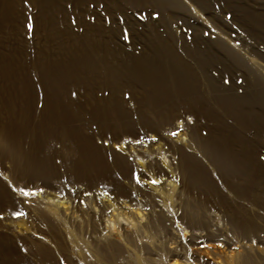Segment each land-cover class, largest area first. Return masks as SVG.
Instances as JSON below:
<instances>
[{
    "label": "rangeland",
    "instance_id": "obj_1",
    "mask_svg": "<svg viewBox=\"0 0 264 264\" xmlns=\"http://www.w3.org/2000/svg\"><path fill=\"white\" fill-rule=\"evenodd\" d=\"M159 2L11 0L0 139L40 142L45 168L0 152V264H264V0ZM161 60L187 71L151 103L139 70ZM49 97L70 117L45 121Z\"/></svg>",
    "mask_w": 264,
    "mask_h": 264
},
{
    "label": "bare ground",
    "instance_id": "obj_2",
    "mask_svg": "<svg viewBox=\"0 0 264 264\" xmlns=\"http://www.w3.org/2000/svg\"><path fill=\"white\" fill-rule=\"evenodd\" d=\"M125 1H128L129 3L131 2H134L135 3V1L136 0H125ZM152 1H154L155 3H157V4H154L155 6H157V7H159V8H163V7H165V5L166 4H158V2H159V0H158V2H157V0H152ZM151 3V2H150ZM160 3V2H159ZM172 5V4H171ZM10 16H11V0H0V32H6L7 30H8V26H9V23H10ZM2 36V35H1ZM2 39H4V38H2ZM82 47V46H81ZM88 47V46H87ZM84 48V47H83ZM94 51H95V49H94ZM84 52V51H83ZM89 53V52H88ZM157 54V53H156ZM165 55H167V54H165ZM164 54H163V56L164 57H167V56H165ZM172 55V54H171ZM161 56V55H160ZM82 57V56H81ZM157 57V56H156ZM2 58V57H1ZM158 59V58H157ZM167 59V58H166ZM170 59V58H169ZM175 59V58H174ZM138 60V59H137ZM136 60V61H137ZM151 60V59H150ZM168 60V59H167ZM177 60V59H176ZM139 61V60H138ZM140 62V61H139ZM159 62H161V64L159 63ZM159 62H157V64H154V65H156L154 68L153 67H151L152 65L151 64H149V65H151V66H147V67H143L142 69H140L139 70V74L140 75H138V76H141V79L144 81V80H146V81H148L149 82V84L150 85H154L155 87L152 89V92H151V95H150V97H149V100H150V102L151 103H153V102H155V101H159L160 99H164L165 98V96H166V94L168 95V94H170V92L169 93H167L166 91H165V82H168V83H170V79H171V77H172V79H173V77H177V76H174L175 74H177L178 75V73L180 72V75L183 73V72H186L187 71V67L185 66V65H183V64H181V63H176V62H171L170 64H165L162 60L161 61H159ZM166 62V61H165ZM2 63H7L6 61H4V60H2ZM8 64V63H7ZM81 65V62L79 63V66ZM139 65V64H138ZM67 67V66H66ZM106 67V66H105ZM104 68V67H103ZM126 68V67H125ZM43 71H40L38 74H36L37 76H38V78H39V80H38V83H39V85L40 86H42L43 88H46V89H48V93H50L49 95H51V91H52V87H56V86H58V83H60V82H58L60 79V77L61 76H59L60 75V73L59 74H57L56 73V71H58L57 69H58V65L56 64V63H47L46 65H45V67H43V68H41ZM66 69V68H65ZM130 69V68H129ZM133 69V68H132ZM107 70H108V68H107ZM177 70V71H176ZM65 71V70H64ZM105 71V70H104ZM116 71V70H115ZM131 71V70H130ZM44 72H45V75H44ZM158 72V74H159V76L157 77V73ZM182 72V73H181ZM131 73V72H130ZM134 73V72H133ZM143 73H146L145 75H149V77H146V78H144V76H142V74ZM63 76H64V78H65V74L64 73H61ZM173 74V75H172ZM144 75V74H143ZM133 76V75H132ZM135 76V75H134ZM151 76V77H150ZM137 77V76H136ZM178 77H180V76H178ZM183 77V76H182ZM104 78V77H103ZM184 78V77H183ZM37 79V78H36ZM137 79H139L138 77H137ZM177 79V78H176ZM180 79V78H179ZM178 80V79H177ZM176 80V81H177ZM62 81V80H61ZM173 81V80H172ZM182 81V80H181ZM183 82H184V80H183ZM177 83V82H176ZM185 83V82H184ZM27 84V83H26ZM178 84V83H177ZM176 85V84H175ZM181 85V84H180ZM29 86V85H28ZM162 86V87H161ZM187 86V85H186ZM176 88V87H175ZM178 88V87H177ZM180 90H182V91H184V88H183V86H182V88L180 89ZM175 91H177V89L175 90ZM31 93V92H30ZM176 94V93H175ZM26 101H27V99H26ZM44 102V101H43ZM47 102H49L48 104H49V108L48 109H50V112L48 111V115L49 116H47L49 119L47 120H45V121H53V120H55V121H57V120H60V119H65L66 117H70L69 116V113H68V111H67V107L66 106H64V105H61V104H59L58 102H57V100L55 99H53V100H51L50 99V97L47 99ZM61 105V106H60ZM112 106V105H111ZM46 108H47V106H46ZM67 108V109H66ZM39 111V110H38ZM45 112H46V109L44 110ZM26 112V111H25ZM27 114H28V112H27ZM73 115V114H72ZM80 116V115H79ZM20 124V123H19ZM48 124V123H47ZM23 127V128H22ZM21 128H20V130H21V132H23L24 130H25V124H24V126H22ZM43 128V127H42ZM16 129V128H15ZM39 129V128H38ZM2 130H0V134L1 133H3V131L1 132ZM63 132H65V134H71L72 136L73 135H75V132L73 131V130H70V129H64V130H62ZM5 134V133H4ZM3 134V135H4ZM64 134V135H65ZM8 135V134H7ZM7 137H9V136H7ZM6 138V137H5ZM4 138V139H5ZM1 141H0V152H2L3 154H5L6 156H8V158L10 157L11 159H12V161H14L15 163H16V165L22 160H24L23 162H24V164H25V160H27L28 162V164H29V166L31 167V168H33V167H41V168H45V165H44V163H42V162H40L39 161V159L35 156V152L34 151H36V150H38L39 149V143L40 142H36L35 140H34V142L31 144V149H32V151L33 152H29L28 151V153H23L24 151H23V149L21 148V145L19 144V142L17 141V139L15 138V139H8L7 141L6 140H4V141H2V139H0ZM31 141H33V140H31ZM75 141H76V144H77V150L79 149L80 150V152H82V153H84L85 152V149L87 150L88 149V145H89V143H88V141H87V139L86 138H82V137H79L78 135H77V138L75 139ZM41 144V143H40ZM29 145V144H28ZM30 149V150H31ZM206 150V149H205ZM202 151V150H201ZM82 153H81V156L78 158V160L82 157ZM89 154V153H88ZM26 158V159H25ZM76 161V163H77V165H79V161ZM90 163H92L91 161H89ZM75 163V164H76ZM96 165H99V166H101V164H100V162H97V164ZM20 166V165H19ZM43 166V167H42ZM230 167V166H229ZM36 168V169H37ZM85 169H90L89 167H84ZM103 168V167H102ZM34 170H36L35 168H33ZM104 169V168H103ZM192 169V168H191ZM191 171V170H190ZM189 171V172H190ZM195 171V170H194ZM196 172V171H195ZM194 173V172H193ZM192 173V174H193ZM191 174V175H192ZM246 174V173H245ZM198 174L197 173H195L194 174V180H196V181H198L197 180V178H198ZM238 191H240V190H238ZM237 191V192H238ZM239 193V192H238ZM241 194V193H240ZM242 195V194H241ZM237 196H238V194H237ZM240 198V197H239ZM243 198V197H242ZM1 199V198H0ZM260 200V199H259ZM261 201L264 203V198H261ZM57 202V201H56ZM61 203V202H60ZM187 205V204H186ZM235 209H237V208H235ZM234 210V209H233ZM243 210V209H242ZM188 213V212H187ZM230 213L232 214V217H234V219H236V223L235 224H237V225H239L240 227H242V228H246L247 226V228H249V226H250V223L251 222H253V221H251V219H250V217L245 213V212H243V211H241V210H234V211H230ZM232 220V219H231ZM251 221V222H250ZM252 227V226H251ZM253 229V228H252ZM246 232V231H245ZM67 235V236H66ZM65 236L68 238H66L67 240H69L73 245H75V246H77V247H83V246H85L84 245V241L78 236V235H76V233H74V232H71V230L68 232H65ZM45 251V250H44ZM43 253H45V252H42V256L44 255ZM47 254V253H46ZM39 255V254H38ZM97 255H100L99 253L97 254ZM41 256V255H40ZM49 255H46V257H48ZM45 257V256H44ZM43 257V258H44ZM102 258H103V255L101 256ZM100 257V258H101ZM97 258H99V257H97ZM100 258L99 259H97V260H100ZM101 258V259H102ZM45 259V258H44ZM121 258H120V255H118V254H115V256L113 257V261H111V263L112 264H120V262H122L121 260H120ZM40 260V259H39ZM105 260V259H104ZM46 261V260H45ZM49 261H51V260H49ZM101 261V260H100ZM99 262V261H98ZM106 262H108V261H106ZM48 263H50V262H48ZM101 263H102V261H101ZM111 263H108V264H111ZM234 263L235 264H254V262H251L250 261V259H248V258H246V257H242V258H234ZM45 264H47V263H45ZM103 264V263H102ZM107 264V263H106Z\"/></svg>",
    "mask_w": 264,
    "mask_h": 264
},
{
    "label": "snow or ice",
    "instance_id": "obj_3",
    "mask_svg": "<svg viewBox=\"0 0 264 264\" xmlns=\"http://www.w3.org/2000/svg\"><path fill=\"white\" fill-rule=\"evenodd\" d=\"M74 95H75V94H74ZM171 135H172L173 137H175V136L177 135V133H176V132H172ZM150 183H152V184L155 185V184H158V183H160V182H159V181H156V180H151ZM21 191L23 192V195H24V196H35V195H36L35 192H24L23 189H21ZM41 191H43V189H41ZM15 215H20V214H19V213H16Z\"/></svg>",
    "mask_w": 264,
    "mask_h": 264
},
{
    "label": "trees",
    "instance_id": "obj_4",
    "mask_svg": "<svg viewBox=\"0 0 264 264\" xmlns=\"http://www.w3.org/2000/svg\"><path fill=\"white\" fill-rule=\"evenodd\" d=\"M35 80V79H34Z\"/></svg>",
    "mask_w": 264,
    "mask_h": 264
}]
</instances>
